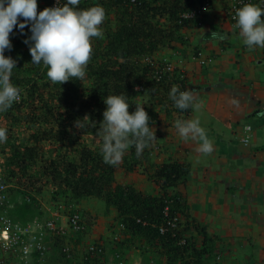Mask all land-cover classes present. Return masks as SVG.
I'll list each match as a JSON object with an SVG mask.
<instances>
[{
	"label": "trees",
	"instance_id": "1",
	"mask_svg": "<svg viewBox=\"0 0 264 264\" xmlns=\"http://www.w3.org/2000/svg\"><path fill=\"white\" fill-rule=\"evenodd\" d=\"M59 1L61 5L65 3ZM199 1L80 0L75 7L87 9L99 4L105 9L103 36L92 38L93 51L86 77L62 84L47 77L43 64H31L29 47L23 43L26 36L16 29L10 34L12 49L6 50L5 56L17 60L11 80L21 89V99L0 113V125L9 130L7 142L0 144V169L8 186L0 214L20 226L44 218L47 214L41 200L45 187H49L52 205L60 203L69 210L66 216L76 212L81 217L82 229L72 243L75 250H71V260L61 252L64 238H46V264H91L87 248L98 242L103 243L105 253L112 255V262L118 258L139 264H221L228 253L226 247H219V237H210L207 228L192 216L187 194L180 190L187 187L191 165L185 160L156 163L152 156L154 151L163 154L158 148L160 142L166 136L178 134L175 121L184 120L192 112V108H176L169 97L173 85L183 91L189 82L186 72L181 78V67L175 66L166 55L189 43L185 35L188 30L203 27L213 0H209L211 4L200 18L183 17ZM228 1L223 0L222 11L225 19L235 25V15L228 13ZM37 2L39 12L51 7L53 0ZM248 3L259 4L260 0ZM212 30L211 35L216 36V29ZM25 32L31 35L27 27ZM203 59L207 65L213 58ZM168 65L170 71L166 69ZM113 94L128 97L130 113L135 111L136 104H142L156 135L141 156L137 157L135 148L130 147L122 162L115 166L104 162L100 139L92 146L82 139L84 133L96 134L106 108L103 100ZM85 116L89 117L86 127L77 129L74 122ZM252 136L249 126L241 128L243 146L250 144ZM137 169L153 183L151 193L127 180L119 182L120 176ZM91 199L104 202V216L113 214L109 229L122 228L110 232L106 238L86 241L92 236H87L88 217L84 211L82 215L79 204ZM169 220L173 226L167 224ZM162 227L167 228L164 233H160ZM80 243H85L83 250L78 248ZM251 249L245 252L248 263L259 264L258 254H254L259 247ZM35 257L33 254L34 260ZM108 258L103 257L100 264H110ZM93 260L99 264L97 259Z\"/></svg>",
	"mask_w": 264,
	"mask_h": 264
},
{
	"label": "crops",
	"instance_id": "2",
	"mask_svg": "<svg viewBox=\"0 0 264 264\" xmlns=\"http://www.w3.org/2000/svg\"><path fill=\"white\" fill-rule=\"evenodd\" d=\"M212 5L203 27L186 32L189 43L184 47L180 46L173 54L167 52L166 56L171 58L174 65L186 72L189 82L187 89L195 90V101L201 109L195 115L192 108L191 114L184 120L198 118L201 126L207 128L206 132L213 142L214 150L207 155L199 153L196 151L198 142L185 141L179 133L174 137L166 136L163 141L170 140L173 150L181 152L179 153L181 162L185 160L184 156L188 155L187 150L198 157L196 163L193 161L194 157L190 155L192 176L189 174L188 181H193L197 168L205 169V200L207 201V206H203L205 219H214V215L217 217L215 223H209L211 227L206 225L205 227L208 231L217 229L218 236H223L225 243L218 239L219 247H226L225 253L231 251L237 257L241 249L238 244L245 242L247 245L259 246L257 259H262L264 258V55L262 47L249 50L242 43L239 31L224 17L223 0H213ZM212 29H216V33L218 35L222 33L223 36L204 38L206 33L211 35ZM196 51H199L202 59L212 57V61L205 66L193 62L191 55ZM200 95L205 96V110L202 109L201 101H198ZM213 121L218 123V127L212 126ZM243 126H249L253 135L247 147L240 142ZM219 154L224 157L232 156V165L235 166L225 165L227 160L220 158ZM207 156L210 161L203 164ZM214 169L218 174L217 177L213 179L214 175H212V180L208 179L207 173ZM196 181L200 182L199 179ZM212 185L216 186L215 189L211 187ZM217 189H224V198L219 203H210L208 196L210 194L215 197ZM180 190L185 192V188ZM231 205L235 207L244 205L242 210L238 209L239 212L244 213V216L240 213V216L236 214L233 217L230 214ZM209 207L212 209L209 210ZM256 213L258 214L251 216ZM191 214L194 217L197 215L194 210ZM253 218L261 220L262 224L254 223ZM240 238L242 241L239 240ZM243 261L249 264L248 257L243 258Z\"/></svg>",
	"mask_w": 264,
	"mask_h": 264
},
{
	"label": "clouds",
	"instance_id": "3",
	"mask_svg": "<svg viewBox=\"0 0 264 264\" xmlns=\"http://www.w3.org/2000/svg\"><path fill=\"white\" fill-rule=\"evenodd\" d=\"M79 2L80 0H65V3L60 5L57 0L56 6L46 7L38 12L37 0H0V113L6 112L14 102L21 99V89L11 80L17 60L5 56V51L12 49L10 34H13L14 29L20 35L26 36L23 43L29 47L31 64L46 66V75L52 82L62 84L72 78L83 80L86 77V68L93 51L92 38L103 36L101 25L106 18V12L99 4L87 9L75 7ZM262 5L264 0H260L259 4L244 3L236 10L234 16L236 21L234 27L239 29L242 43L249 50L255 47L264 48ZM26 27L29 28L31 35L25 32ZM198 55L201 58L199 52L197 56L192 54L191 60ZM205 65L206 63L200 66ZM169 97L180 110L198 107L195 90L181 91L178 85H173ZM103 102L106 108L96 135L102 141L100 152L104 162L113 166L118 165L130 147L135 148L137 157L141 156L156 139L155 131L149 124L150 117L143 105L136 104L135 111L130 113L128 97L124 94L108 95ZM87 121L89 117L85 116L76 120L74 126L82 130L86 127ZM175 128L185 141L198 142L197 152L205 155L213 152V142L198 118L178 119L175 121ZM8 131L7 127L0 125V144L7 142ZM60 223L64 225L65 220H61ZM116 229L117 227L112 228L110 232ZM76 234L69 232L67 237L63 238L65 242L67 240V243L71 244L69 238ZM105 256L112 255L105 253ZM131 263L139 264V261Z\"/></svg>",
	"mask_w": 264,
	"mask_h": 264
},
{
	"label": "built area",
	"instance_id": "4",
	"mask_svg": "<svg viewBox=\"0 0 264 264\" xmlns=\"http://www.w3.org/2000/svg\"><path fill=\"white\" fill-rule=\"evenodd\" d=\"M136 0H131L134 2ZM251 0H229L228 1V13H236V10L243 6L244 3H248ZM197 7L191 12L184 14L183 17L195 18L200 17L211 4L209 0H201ZM57 0H53L51 7L56 6ZM60 5L61 2L59 1ZM192 60L198 61L200 65L206 63L203 59L198 57H193ZM167 71L172 68L170 65L167 66ZM184 77L183 71L181 72V78ZM245 140H243L244 142ZM7 188L8 186L4 184L3 177L0 169V206L6 202L7 199ZM64 205L60 203L54 204L52 208L44 207V214H47L42 219L33 220L25 226H20L13 223L12 220L7 218L5 215L0 214V264H46L44 258L48 254L46 238L59 237L62 240L63 237H67V234L77 233L82 229L80 225L81 217L76 212L66 216L69 213ZM47 213H46V212ZM65 220L64 225H61L60 221ZM171 225V220L167 222ZM173 226V224H172ZM122 226L117 227L121 229ZM167 228H160V233H164ZM116 239V238H115ZM62 247L61 252L66 258L71 260V250L74 249L73 244L66 242L60 243ZM77 250V248H76ZM33 254L37 255L35 260L33 259ZM87 254L89 258L92 259L91 264H97L93 259H97L99 264L104 259L105 256L103 243L98 242L88 246ZM110 258V257H109ZM108 258V259H109ZM117 260L112 262L110 258V264H135L130 262H125V260ZM50 264V263H48Z\"/></svg>",
	"mask_w": 264,
	"mask_h": 264
},
{
	"label": "rangeland",
	"instance_id": "5",
	"mask_svg": "<svg viewBox=\"0 0 264 264\" xmlns=\"http://www.w3.org/2000/svg\"><path fill=\"white\" fill-rule=\"evenodd\" d=\"M188 57H190V56H188ZM198 101H201V104L203 107L202 109L205 110V96L200 95V100H198ZM192 108L194 109L195 115L198 111L201 110L199 107H192ZM211 123H212L213 127H218L217 126L218 123L216 121L215 122L213 121ZM241 123H243V121H241ZM205 130H207L206 127H205ZM82 137H83L82 139H85V144H87L89 146H92L93 143H96L97 139H98L97 135L94 134L93 132L84 133V134H82ZM67 147H69V146H67ZM158 148H159V151L162 150L161 152H163V154L157 155L156 151H154L152 153V156H153L154 161L156 163H160L162 161H169V160L179 161L181 159V157L179 156V153H181V152L173 150L174 147L170 143V140L160 142V145L158 146ZM233 148H234V146H233ZM64 149H66V147ZM234 149H236V152H238V149L236 147ZM187 153H188V155L184 156V159L187 163H189V164L192 163V158L190 157V155L194 157L193 161H195L196 163L198 162V160H197L198 157L197 156L195 157L193 154H190L191 151L187 150ZM197 154L198 153H196V155ZM230 154H232V153H230ZM219 157L227 160V164H225V165H232V163H233L232 158H231L232 156L231 157H228V156L224 157L222 154H219ZM215 158H218V157H215ZM207 161H210V158L208 159V156L206 157L205 161H203L202 163L205 164V162L207 163ZM239 163L240 162H237V164H239ZM232 166H235V164ZM232 166H231V169L233 170ZM236 167H238V166L236 165ZM197 169L198 170L196 172L195 178L193 179V181H188L187 187H185V192L187 193V200H188L187 206H188L190 212H192L194 210V213H197L195 218L197 219V221L199 223H201L204 226L206 225V227H211V225L209 223H215L217 217H216V215H214V219H209V218L205 219V209H204L205 207H203L205 205L207 206V204H206L207 201L205 200V169H201V168H197ZM210 174H211V176H210ZM212 175H214L213 179L215 177H217L216 175H218V174L216 173V169H214L212 172L207 173L208 179L212 180ZM122 176H120L119 182H125L127 180V182H132V183L136 184V186L140 190H147L149 193L152 192L149 190L152 188L153 183L149 182L147 175L145 173L143 174L140 169H137V171L133 172L130 175H126L125 177H122ZM190 176H192V175L190 174ZM197 179H199L200 182L196 181ZM212 182L215 185H218L214 181H212ZM211 187L215 189L216 186L212 185ZM193 189L195 190V192L192 193ZM219 189H217V191H215V197L213 195L209 194L208 201L210 203L211 202L219 203L222 200V198H224V193H225L224 189H222V190H219ZM51 190H52V188L45 187V189H44L45 192H43V198L41 200V202L44 204V206L48 207V208H52L51 205L53 204V202L50 199ZM190 190H191V192H190ZM257 195H258V193H257ZM262 200H263V197H262ZM237 205H239V204H237ZM79 206L81 207V208L80 207L79 208L82 209V211H81L82 215H83V211H84L88 217L89 229H87V236H89V235L92 236V239H87L86 241H93V239H95V238L98 239V237H102V236L105 238L108 237L110 235V229H109L110 226L109 225H111V223H113V217H112L113 214L109 213L107 216L103 215V210H104V206H105L104 202L97 200V199L84 200L83 202H81V205L79 204ZM230 207H231L230 214L233 215V217H234V216H236V214L239 215L241 213V212H239L238 209L242 210L244 205H242L241 207H239V206L235 207V206L231 205ZM211 209H212V207H209V210H211ZM241 214L244 216V213H241ZM257 214L258 213L252 214L251 216L253 217L254 215H257ZM239 216H237V217H239ZM208 220H210V222ZM253 222L256 224H262L261 220L255 219V218H253ZM221 231H223V230H221ZM207 233H209L208 235H210V237H212V238L215 237L216 235H217L216 236L217 238L219 237L218 236L219 231L217 229H213L212 231L207 230ZM76 239H77L76 235H73L72 237L69 238V242L72 244ZM218 239H221L222 243H225L223 236L220 235V237ZM239 240L242 241V238H240ZM243 240H246V239L243 238ZM82 242H85V241H82ZM84 245H85V243L78 244L79 250L80 249L83 250ZM238 246L241 249L239 250L237 257H235L233 255L234 252L233 253L228 252L224 255L225 258L222 259L221 264H247V263H244V261L241 259V257L244 256L243 258H245V257L247 258L248 255L245 252L252 250L251 248L255 249V247H253L252 244L247 245V243H245V242L243 244H242V242H240V244H238ZM258 247H256V248H258ZM255 251L256 252H254V254L257 253L259 255L260 251H258V250H255ZM134 255H136V253H134ZM258 255H257V257H258ZM248 260H249V257H248ZM258 263L264 264V258H262V259L258 258Z\"/></svg>",
	"mask_w": 264,
	"mask_h": 264
},
{
	"label": "water",
	"instance_id": "6",
	"mask_svg": "<svg viewBox=\"0 0 264 264\" xmlns=\"http://www.w3.org/2000/svg\"><path fill=\"white\" fill-rule=\"evenodd\" d=\"M206 36H208V38H211V37H212V38H216V37H218V36H219V37L223 36V34H222V33H221L220 35L217 34V35L214 37L213 35H210V33H206L204 38H206Z\"/></svg>",
	"mask_w": 264,
	"mask_h": 264
}]
</instances>
